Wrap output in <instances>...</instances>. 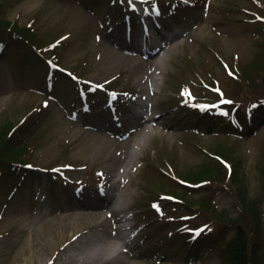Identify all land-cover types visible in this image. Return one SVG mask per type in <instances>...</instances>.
<instances>
[{
  "label": "rangeland",
  "instance_id": "rangeland-1",
  "mask_svg": "<svg viewBox=\"0 0 264 264\" xmlns=\"http://www.w3.org/2000/svg\"><path fill=\"white\" fill-rule=\"evenodd\" d=\"M2 1L6 3L4 17L18 23L23 31L30 28L45 45L54 46L44 49L42 54L46 61L42 58L39 61L33 51L19 45L15 37L0 35V141L6 142L10 125L24 121L29 126L25 139L35 140L30 167L0 165V264H72L67 258L73 253L82 259L106 245L113 248L111 253H116V247L124 250L122 256L132 264H222L220 251L236 225L216 222L215 230L210 227L206 231L209 234L200 238L199 243H187L186 236L177 233L184 224H180V216L190 213L186 206L163 200L157 206L162 205L158 213L150 208L147 200L154 195H173L171 192L179 188L176 180L181 178L179 173L189 174L186 170L195 172L193 175L199 173L209 156L205 151L218 152L215 145L221 135L231 140L226 139L230 151L243 161L240 179L234 187L245 189L253 197L246 209L250 213H255L256 198L260 197L264 218L263 183L257 167L264 154V120L259 122L264 114L256 115L253 127L240 133L230 127L219 131L223 126L215 116L212 120L197 115L179 117L177 105L180 99L192 100L189 94L180 91L185 86L197 99L211 98L209 101H216L218 94H210L203 82L219 85L226 93L229 82V88H233L235 81L224 67L230 66L237 74V69L241 72L245 64L254 61L259 52L260 32L252 29L249 20L257 14L264 16V0H193L195 8L177 0L166 1L165 6L169 8L165 16L190 32L177 51L163 59L160 66L155 65V58L151 62L141 61L112 42L111 35L118 28L116 20L124 22L122 19L127 12L117 1ZM135 4L140 7L142 2L137 0ZM121 25L119 30L126 29ZM107 50L121 57L113 68H109L111 61L105 57ZM165 51L156 57H161ZM48 61L69 70L74 79L79 78L89 85L106 84L118 92L126 88L133 96L127 95L129 100H149V104L152 92L155 93L157 119L146 123L147 128L153 130L152 135L145 138L143 132H139L137 127L143 122L140 118L124 130L123 123L117 122L120 120L112 121L113 117L106 111V100L111 95L105 90H101L104 94L101 101L97 96L89 101L90 113L79 107L75 109L74 101L69 99L89 92L80 89L78 79L71 82L62 73L53 72ZM177 77L179 81L175 83ZM261 79L264 78L261 76ZM243 90L250 97L258 95ZM118 98L120 102L116 107L121 116L126 106L121 95ZM73 109L80 117L79 122L72 118ZM217 113L227 114V111L219 109ZM91 124L103 129L97 130ZM131 130L129 146L138 157L128 166L131 158L125 148L130 140L126 136ZM186 130L192 132L185 133ZM169 153L176 157L179 170L171 162ZM151 162H156L158 170L151 168ZM48 169L55 171L53 176L62 172L71 182L85 184L92 190H79L80 186L74 184L66 187L65 179L55 180L47 174ZM99 175L105 177V186L110 185V191L97 187L95 179ZM153 179H159L165 187ZM196 192L211 196L218 210L230 213L232 220L241 213L234 188L214 184ZM108 193L115 197L111 206L122 211V216L133 215L129 223H135L136 250L130 251L131 245L126 248L119 242L116 223L108 228L114 230L115 237H106L104 228L91 227L101 213L113 219L109 209L85 207L103 206V196ZM186 199L189 203L195 200ZM89 211L94 215L89 216ZM67 223L80 225L73 230H63L62 226ZM31 238L33 247L29 244L28 251L24 250ZM89 238L90 242L82 246ZM80 243L81 247H76Z\"/></svg>",
  "mask_w": 264,
  "mask_h": 264
},
{
  "label": "trees",
  "instance_id": "trees-1",
  "mask_svg": "<svg viewBox=\"0 0 264 264\" xmlns=\"http://www.w3.org/2000/svg\"><path fill=\"white\" fill-rule=\"evenodd\" d=\"M5 11L6 3L0 0V35H12L18 44L31 49L34 57L41 61V57H43L42 51L44 49L50 50L49 47L54 45H45L44 41H39L35 36L36 34L31 32L30 28L29 30L26 29V31H23L18 23L12 22L4 17ZM252 28L262 32V37L257 43L259 52L256 54L254 61L245 64L244 68L240 69L241 72L238 69L237 77L232 79L235 81L233 88H229V82L227 85V93L224 90L226 98L233 102V104L243 106L242 108H247L251 104H256L261 99H264V79H261V76L264 78V59L261 60L264 58V27H260L255 22L252 24ZM53 48L56 49V47ZM53 53L54 56L57 55L55 51ZM258 61L260 62L258 63ZM246 82L251 84L248 86L245 84ZM243 89L255 92L258 95L250 97L245 93L246 90ZM230 93L232 96H230ZM24 122L13 126L10 125L6 132V142L3 139V141H0V165L14 167L29 163L31 151L35 148L33 142L35 140L30 137H26L25 139V134L28 132L29 126L28 123ZM220 139L215 145L216 149H219L218 152H213L209 149L205 151L211 157L208 156L207 160L202 163V170L199 173L197 172L193 175V171L186 170L189 174L181 172L179 176L181 177L180 179L194 187H208L214 184H220L230 190L234 188L241 213L237 215L235 220H232L230 213L224 210L223 212L218 210L219 208L211 196L197 194V189L193 190L184 186L175 189V193L171 192L190 212L187 215L189 219L187 221L180 220L182 221L180 224L184 223L186 227L191 229L206 224L209 230L210 227L215 230L217 226L216 222L226 225L230 224L231 226L236 225L234 235L230 239L225 240L220 251L222 264H264V218L261 208L262 201L260 197L256 198L255 213L254 211L250 213L246 210L248 208L247 204L253 200V197L245 189L241 190L238 187L237 189L234 187L237 186V181L240 179L239 171L242 168L243 161L241 157L238 158L235 153L230 151L231 149L227 144L228 141H226V139L230 140L228 137L220 136ZM232 142L235 143L236 141L232 139ZM169 158L178 167L177 159L173 153L169 154ZM257 167L262 178V195L264 196V154L258 162ZM195 177L199 179H195ZM151 195H154V193ZM186 198L195 200L189 203ZM153 200H158L157 195L153 196ZM177 233L180 234L179 231Z\"/></svg>",
  "mask_w": 264,
  "mask_h": 264
},
{
  "label": "bare ground",
  "instance_id": "bare-ground-1",
  "mask_svg": "<svg viewBox=\"0 0 264 264\" xmlns=\"http://www.w3.org/2000/svg\"><path fill=\"white\" fill-rule=\"evenodd\" d=\"M196 35H197V33H196ZM182 39L183 38L181 37V34H175V35H173V37L171 39H169L168 42H167V44L169 43V46H168V49H166L165 53L161 57H156V56L153 55L152 58H150V59L147 60V62H151L155 58L154 59L155 60L154 61L155 65L160 66L161 63H162V61H163V59H167V57L172 52H176L177 51V48L182 45V42H183ZM135 48L138 49V47H135ZM109 51L110 50L105 51V53L108 52V53H106V56L105 57L108 60L111 61V65H110L109 68H113L114 66H116V65L119 64V62L121 60V57L115 56V55H119V54H117L115 52H113L114 53L113 54L111 51L110 52ZM153 79H155V78H153ZM150 97H151V103L150 104L143 103V105H142V111L144 113L141 115V117L144 119L145 118V114L146 113H149L150 116H149V119L148 120L150 121V119H152L154 121L156 119V117H157L156 115H154V110L156 108L155 107L156 104L154 102V99L156 97L155 93L152 92V94H151ZM133 113H135L134 110L128 109V111H127L128 116L131 115V114H133ZM148 120L146 122H148ZM137 121H138V119H137ZM139 124L140 125H138V127H137V129H139V132L140 133L143 132L145 138H149V136L152 135L153 130L148 129L147 127H145V124H143V123L142 124L139 123ZM129 142L131 143V137H130V140L127 142L128 147L125 148V150H127L128 153H129V158H131L128 161V163H127L128 166L133 163V160L132 159H136L138 157V153L137 152L131 151V147L129 146V144H130ZM138 147H141V146H138ZM127 196L128 195L126 194V198H128ZM114 200H115V197H111L110 200L107 203H103V206H100L101 208L100 207H94L92 205H85V204H83V205H85L86 209H88V210H95V209H97V210L109 209L110 210V212L112 213V218H113L112 220H109L107 217H105L101 213V215L95 221H93L91 223V227L92 226L95 227V228H98L99 227L100 229L101 228H104L103 231H104V234H105L106 237H108V235H110L111 237H115V232L116 231L114 232V230L108 229V228L111 227V223H116V226H115L116 229L115 230H118V229L120 230L124 226V224L122 222L125 221V220H127V218H123V216H122V213L123 212L122 211L117 210L116 207H115V205L114 206H111L112 205L111 203ZM88 214L90 216L93 213H90V211H89ZM81 215H84V214H81ZM77 225H80V224H77V223H67L66 225H63L62 228H63V230L64 229H68V228H71L73 230ZM125 226H127V224ZM83 234L84 233H82V235ZM36 239H37V237H36ZM36 239L34 238L35 241H36ZM90 239L91 238H89L88 240L85 239L86 241L85 240L83 241L82 246L85 245V244H88L90 242ZM39 240L40 239H38L37 241H39ZM130 242H137V241H136V239L135 240L132 239V241H129L127 243H124L125 244V247ZM27 245L33 247V240H32V238L29 239L26 242L25 246H24V250L26 249L28 251ZM76 247L80 248L81 247V243L78 244ZM117 248L118 247L115 248L116 253H111V250L113 248H111L110 246L106 245V246L101 247L100 249L96 250L94 253H91L90 255H88L87 257L82 258V259L81 258L79 259L77 256H74V253H73L72 255H70L67 258V262L68 263H72V264L73 263L75 264L77 261H84V262H82L83 264H88V263L89 264H132L131 262H128L122 256V253H123L124 250H121V249L118 250ZM73 252H75V250Z\"/></svg>",
  "mask_w": 264,
  "mask_h": 264
},
{
  "label": "snow or ice",
  "instance_id": "snow-or-ice-1",
  "mask_svg": "<svg viewBox=\"0 0 264 264\" xmlns=\"http://www.w3.org/2000/svg\"><path fill=\"white\" fill-rule=\"evenodd\" d=\"M225 103H231V102L230 101H225ZM196 235H199V232H197Z\"/></svg>",
  "mask_w": 264,
  "mask_h": 264
}]
</instances>
